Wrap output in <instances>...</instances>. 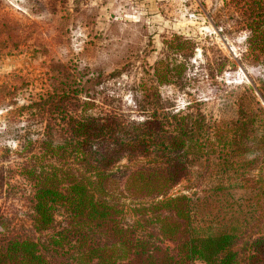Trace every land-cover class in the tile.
<instances>
[{"label": "trees", "instance_id": "trees-1", "mask_svg": "<svg viewBox=\"0 0 264 264\" xmlns=\"http://www.w3.org/2000/svg\"><path fill=\"white\" fill-rule=\"evenodd\" d=\"M224 1L232 32H245V57L264 67V0ZM194 48L175 36L155 63V82L181 83ZM78 85L66 81L34 101L46 124L21 162L31 212L22 232L0 214V264H264L258 101L231 120L205 100L177 111L156 105L136 120L93 113ZM194 169L211 184L171 194ZM125 199L133 202L130 218Z\"/></svg>", "mask_w": 264, "mask_h": 264}, {"label": "rangeland", "instance_id": "rangeland-1", "mask_svg": "<svg viewBox=\"0 0 264 264\" xmlns=\"http://www.w3.org/2000/svg\"><path fill=\"white\" fill-rule=\"evenodd\" d=\"M230 24L224 0H0V214L20 232L28 225L32 195L21 162L46 124L34 101L66 81L79 84L93 113L136 120L156 105L177 111L198 100L228 120L242 105L264 108V67L245 57V32ZM175 36L194 43V53L183 60L181 83L158 85L153 68ZM193 172L170 193L211 184ZM124 206L130 218L133 202Z\"/></svg>", "mask_w": 264, "mask_h": 264}, {"label": "water", "instance_id": "water-1", "mask_svg": "<svg viewBox=\"0 0 264 264\" xmlns=\"http://www.w3.org/2000/svg\"><path fill=\"white\" fill-rule=\"evenodd\" d=\"M196 55H199V52L198 51L196 52Z\"/></svg>", "mask_w": 264, "mask_h": 264}]
</instances>
